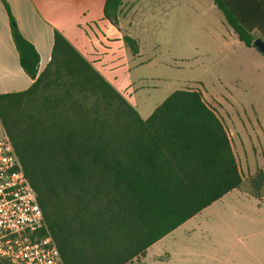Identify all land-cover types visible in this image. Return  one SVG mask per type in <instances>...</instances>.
Returning a JSON list of instances; mask_svg holds the SVG:
<instances>
[{
  "label": "trees",
  "instance_id": "trees-1",
  "mask_svg": "<svg viewBox=\"0 0 264 264\" xmlns=\"http://www.w3.org/2000/svg\"><path fill=\"white\" fill-rule=\"evenodd\" d=\"M213 2L244 46L264 39V0ZM3 3L20 66L35 82L0 94V122L65 264H128L242 186L231 138L200 90L173 92L143 119L58 30L38 75L40 55ZM122 4L106 0L114 25ZM124 41L140 53L136 39ZM251 187L261 194L263 171Z\"/></svg>",
  "mask_w": 264,
  "mask_h": 264
},
{
  "label": "crops",
  "instance_id": "crops-1",
  "mask_svg": "<svg viewBox=\"0 0 264 264\" xmlns=\"http://www.w3.org/2000/svg\"><path fill=\"white\" fill-rule=\"evenodd\" d=\"M20 31L40 55L38 75L51 61L55 30L100 72L136 109L132 89L134 56L124 37L174 10L182 0H123L117 25L104 15L106 0H5ZM133 38V37H132ZM35 80L20 66L8 11L0 0V94L22 92ZM137 103V102H136ZM143 119L151 116L143 103ZM128 264H264V195L235 189L150 246Z\"/></svg>",
  "mask_w": 264,
  "mask_h": 264
},
{
  "label": "rangeland",
  "instance_id": "rangeland-1",
  "mask_svg": "<svg viewBox=\"0 0 264 264\" xmlns=\"http://www.w3.org/2000/svg\"><path fill=\"white\" fill-rule=\"evenodd\" d=\"M152 15L132 32L144 62L133 70L136 110L141 103L154 110L177 90H200L231 138L240 190L253 194L251 181L264 172V56L239 41L213 0H182Z\"/></svg>",
  "mask_w": 264,
  "mask_h": 264
},
{
  "label": "built area",
  "instance_id": "built-area-1",
  "mask_svg": "<svg viewBox=\"0 0 264 264\" xmlns=\"http://www.w3.org/2000/svg\"><path fill=\"white\" fill-rule=\"evenodd\" d=\"M0 264H65L5 131L0 135Z\"/></svg>",
  "mask_w": 264,
  "mask_h": 264
},
{
  "label": "water",
  "instance_id": "water-1",
  "mask_svg": "<svg viewBox=\"0 0 264 264\" xmlns=\"http://www.w3.org/2000/svg\"><path fill=\"white\" fill-rule=\"evenodd\" d=\"M254 48L264 56V39L258 36L253 42Z\"/></svg>",
  "mask_w": 264,
  "mask_h": 264
}]
</instances>
